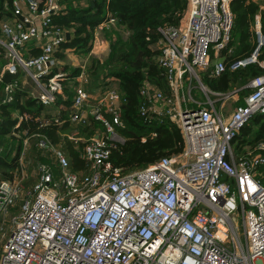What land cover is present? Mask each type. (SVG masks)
I'll return each instance as SVG.
<instances>
[{"label": "built area", "instance_id": "2783aa9c", "mask_svg": "<svg viewBox=\"0 0 264 264\" xmlns=\"http://www.w3.org/2000/svg\"><path fill=\"white\" fill-rule=\"evenodd\" d=\"M230 1L187 0L180 23L161 29L158 61L171 96L146 82L139 108L146 120L165 115L175 122L184 146L179 153L125 173L109 159L112 147L123 142L117 131L122 123L121 92L115 87L97 88L98 95L89 92L86 65L70 77L53 70L54 51L64 32L50 15L61 7L60 0L14 2L12 14L0 21L6 59L0 64V95L6 94L0 101L13 98L17 81L5 83L2 77L5 71L17 69L33 80L42 106L56 105L63 89L73 92L69 109L37 120L40 126L75 124L61 134L85 142L81 156L90 170L73 171L64 149L47 137L38 145L50 153L57 174L51 163L41 160L32 177L23 153L19 154L13 175H0V264H264V154L236 157L231 142L250 116L264 114V73L247 83L250 91L231 110L222 107L225 99L237 101L235 91L217 92L219 107L209 97L188 104L189 99L194 102L192 78L202 84L198 70L211 68L218 74L224 69L219 51L231 38ZM259 19L256 14L257 26ZM115 23L114 18L104 19L99 28ZM35 38H43L37 43L40 51L25 54L26 45ZM254 51L251 61L256 60ZM240 64H245L244 59L231 67ZM259 65L264 67V60ZM202 86L209 96L211 91ZM66 110L68 119L61 115ZM27 113H13L15 126L30 117ZM89 114L101 128L84 138L78 126L87 122ZM27 142L28 135L24 147ZM259 147L264 148V143ZM31 178L35 179L28 183Z\"/></svg>", "mask_w": 264, "mask_h": 264}, {"label": "trees", "instance_id": "16d2710c", "mask_svg": "<svg viewBox=\"0 0 264 264\" xmlns=\"http://www.w3.org/2000/svg\"><path fill=\"white\" fill-rule=\"evenodd\" d=\"M93 2V6H90L83 5L81 0H60L61 7L50 15L51 22L67 28L70 37L59 43L54 51V57L65 58L63 50L67 47L77 49L78 53H87L91 48L93 29L104 19L114 18L117 21L111 29H106V35L110 39L108 55L104 58L94 55L88 57L90 80L87 90L93 92L96 88L104 86L107 78L118 80L123 102L122 123L117 131L123 137V142H117L112 147L109 159L113 166L125 173L163 156L179 153L183 149L184 136L175 122L165 115H155L146 120L139 106L142 101L141 89L146 82L156 86L164 96H171L165 69L158 61L161 51L156 47V42L162 35V28L177 26L180 23L187 8V0H93ZM230 6L234 13L231 38L219 51L224 69L218 74H213L211 68L201 70L200 80L213 92L235 91L237 94L235 103H241L243 97L250 91L247 83L254 76L264 73V67L259 65V61L264 60V8L256 0H231ZM13 7L14 0H0V21L12 14ZM256 14L260 17L259 26L256 25ZM125 30L128 31L127 34ZM257 30L262 34L263 42L256 60L232 68L231 64L235 61L252 55L258 44ZM2 51L3 47L0 44V64L6 61L2 57ZM34 51L37 54L35 48ZM68 67L69 65L65 66ZM70 69L73 73L79 71V67ZM19 76L13 81H17ZM1 84L3 82H0ZM17 84L19 85L18 81ZM20 87V85L16 87L11 100L0 101V138L5 136L9 138L6 142L0 140V175L3 178H10L19 166V154L26 135H34L29 153L38 157L37 162L42 160L51 163L56 174L58 167L52 163L49 155L43 154L44 149L38 145L39 140L44 137L53 144L62 146L73 171L88 172L89 162L81 156V148L85 142L83 140L75 142L61 134L73 128L68 121L60 125L52 123L40 126L36 116L43 106L38 103L36 97ZM63 91L58 95L56 105L64 102L66 105L62 104L69 106L67 108L69 109L73 92L69 89ZM5 95L1 94L0 100L5 98ZM14 112H28L30 117L15 126L17 117L13 116ZM61 115L68 119V110L62 111ZM78 127L80 135L88 138L100 130L101 123L89 114L87 122ZM152 131L155 133L152 134ZM231 142L236 157H247L254 153L264 154V148L259 147L260 143H264V114L256 113L250 116L235 132ZM13 150L15 152L9 159L8 153ZM262 170L264 171V167ZM223 178L226 179L225 176ZM34 179L31 178V181Z\"/></svg>", "mask_w": 264, "mask_h": 264}, {"label": "rangeland", "instance_id": "374dc122", "mask_svg": "<svg viewBox=\"0 0 264 264\" xmlns=\"http://www.w3.org/2000/svg\"><path fill=\"white\" fill-rule=\"evenodd\" d=\"M66 60L64 58L55 57L51 64H52L53 70H56V71H59V70L65 71V72H67L68 76L70 77L69 74H73V71L70 68H65V66L66 65H69L71 67H76L77 65H73V63L71 62L72 59L70 57L69 58H66ZM77 67H79V70H80V68H81L80 65L77 66ZM86 68H87V72L89 73V64H86ZM198 74H199V79H200V70H198ZM18 76H19V74H18ZM89 80H90V78H89ZM17 81L19 82V85L23 89H25L31 95H34L36 97V95L38 94L37 93V89H36L37 86L34 84L33 80L28 77L27 73H25L24 71H22L20 73V76H19V78H18ZM5 83H7V82H5ZM116 83H118V80L113 79V78H107V83H106V86L105 87L116 86ZM201 83H202V81H201ZM185 84L187 85L188 84V81H186ZM190 84H191V89H190L191 90V95L193 97L198 96L202 101H207L208 96L202 90L203 89V86H202L203 83L200 84V82L198 81V79H196L195 77H193L192 80L190 81ZM185 95L187 96V98H190V95L188 93L187 87L185 89ZM208 95L210 96V98H213V96L209 92H208ZM234 102L235 101H233L232 98L225 99L224 100V105H223L222 108H224L225 110H231V108L234 105ZM56 103H57V101L54 102V104H56ZM62 103H64V102H62ZM62 103H60V104H62ZM188 104L190 106L196 105L190 99L188 101ZM214 104H215V107H219V101L217 103L214 102ZM65 105H63L64 107H60V108H58L57 105H53V104L50 105V106H43L42 109H41V112L39 113V115L36 116V119L37 118L38 119H42V118H48V117L50 118L51 115L56 114L57 112H60L61 113V110L62 109L65 110V109H67L69 107V106H65ZM90 107H91V105H90ZM26 115L29 116V113H27ZM224 115H226V114H224ZM70 126H75V124H71ZM15 134H16V136H19L18 133H15ZM33 138H34V135H29L28 136L27 145L24 147V145L22 143V150L20 152V153H23V155H24V163H25L24 166L26 167V170L29 173V175H31L32 177H34L35 174H36V164H37V160H38V157L35 154H33V153L30 154L29 153L30 152L29 148L33 144ZM8 139H9L8 136H5L3 138H0V140H2V142H6ZM60 145H61V143H60ZM14 152H15V150H13L12 152H9L8 153V158L9 159H11L12 155L14 154ZM27 152H28V154H27L28 157L26 155ZM43 154L49 155V157L51 158L50 153L48 151H46L45 149H44ZM239 221H240V225H242V218H241V216H239ZM242 239H243V236H242Z\"/></svg>", "mask_w": 264, "mask_h": 264}, {"label": "crops", "instance_id": "0c3cea01", "mask_svg": "<svg viewBox=\"0 0 264 264\" xmlns=\"http://www.w3.org/2000/svg\"><path fill=\"white\" fill-rule=\"evenodd\" d=\"M20 0H14V2H19ZM90 1V0H89ZM89 1L87 0H81V3L83 5H90ZM260 6H264V0H256ZM92 6V5H90ZM37 27L39 29H41V23L40 21L37 19ZM117 22V21H116ZM99 24L93 29V39L91 40L90 44H91V49H93V53L91 55H94L96 57H99V58H104L108 55V52L110 50V39L109 37L106 35V29H111L113 27V25H109V27H104L102 29L99 28ZM60 27V26H59ZM63 32H64V39H68L70 37V31L65 28V27H60ZM67 32L69 33V37H66V34ZM114 38V37H113ZM43 38H35L34 40H32L31 42H29L27 45H26V48L24 49V53L26 54L27 52L30 53V54H35L36 52L34 51V48L35 50H37V53L39 51V46L37 45V43H39L38 41L41 42ZM90 50L86 53V52H77L78 50L72 47H67L63 50L64 52V55H65V60L66 58H71L72 59V63L73 65H86L88 64V57H89V52ZM72 53V54H71ZM2 57H3V53H2ZM4 58V57H3ZM55 58V57H54ZM67 61V60H66ZM76 66V67H77ZM71 66H69L68 68H70ZM20 75V73H19ZM18 76V75H17ZM88 76H89V73H88ZM16 78V77H15ZM90 78V77H89ZM14 79V78H13ZM113 79H116V78H113ZM117 80V79H116ZM86 85V88H87V85H89V81L85 84ZM106 84L104 86H100L98 88H111V87H105ZM112 87H115L117 89H119V86H118V83H116V86H112ZM37 89V88H36ZM97 89V88H96ZM95 89V90H96ZM208 89V88H207ZM93 91L94 94H99V89L96 90V91ZM209 90V89H208ZM210 91V90H209ZM210 94L212 93L213 98H210V96H208L212 101L216 102L219 101V103L221 102L220 100V96L217 92H209ZM197 102H201L203 103V101L198 97V96H195L194 97V103L196 104ZM205 102V101H204ZM215 105V104H214ZM32 182L31 179L28 181V183Z\"/></svg>", "mask_w": 264, "mask_h": 264}, {"label": "water", "instance_id": "95a60500", "mask_svg": "<svg viewBox=\"0 0 264 264\" xmlns=\"http://www.w3.org/2000/svg\"><path fill=\"white\" fill-rule=\"evenodd\" d=\"M89 3H90V5H92V6H93V4H94L93 0H90ZM4 19H6V18H4ZM66 37H69V33H68V32H67V34H66ZM262 38H263V37H262V34L259 32V42H258L257 46L255 47L254 55H256V54L258 53V50H259L260 45H261V43H262ZM251 60H252L251 57H249V58L244 59V62H245V63H246V62H250ZM19 73H20V69H17V71L14 72V73L9 72V71H5V73L3 74L2 80H3L4 82H9L11 79L17 77V75H18Z\"/></svg>", "mask_w": 264, "mask_h": 264}]
</instances>
